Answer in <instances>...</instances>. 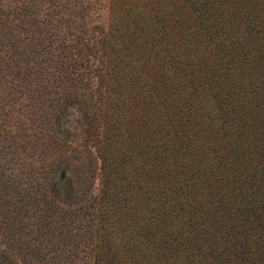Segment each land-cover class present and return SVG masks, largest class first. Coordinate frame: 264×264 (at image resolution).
<instances>
[{
  "label": "trees",
  "instance_id": "16d2710c",
  "mask_svg": "<svg viewBox=\"0 0 264 264\" xmlns=\"http://www.w3.org/2000/svg\"><path fill=\"white\" fill-rule=\"evenodd\" d=\"M106 3L0 0V264H264V0Z\"/></svg>",
  "mask_w": 264,
  "mask_h": 264
},
{
  "label": "rangeland",
  "instance_id": "374dc122",
  "mask_svg": "<svg viewBox=\"0 0 264 264\" xmlns=\"http://www.w3.org/2000/svg\"><path fill=\"white\" fill-rule=\"evenodd\" d=\"M93 3L98 2V7L97 8V13L92 14L93 15V22L95 23H100L103 22V19L107 16V11L105 8L107 7V0H91ZM103 2V3H102ZM72 112L69 116L64 120L63 124V134L65 135L64 137L69 139L68 146L70 148L73 147H79L81 148L82 146L84 147L85 141H86V131L88 129V120L85 118V115H87L86 110H81V111H70ZM239 121L233 122V128H239L238 125ZM209 138L215 137L212 134L207 135ZM208 139V138H207ZM215 146H217L220 149V142L218 140H215ZM201 147V145H199ZM83 147L81 149H83ZM186 148V145H185ZM202 148V147H201ZM190 149V148H187ZM202 150V149H201ZM203 152V151H202ZM195 155V159L197 161H192V164L186 168V170H191V166L193 168H196L198 166V163L200 162L201 154L200 152L194 151L193 152ZM197 154V155H196ZM213 166V165H211ZM0 248H1V243H0Z\"/></svg>",
  "mask_w": 264,
  "mask_h": 264
}]
</instances>
